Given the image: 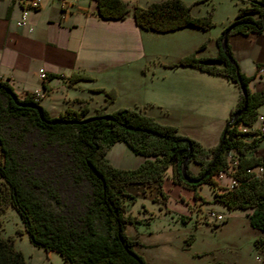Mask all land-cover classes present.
Segmentation results:
<instances>
[{
  "label": "trees",
  "instance_id": "16d2710c",
  "mask_svg": "<svg viewBox=\"0 0 264 264\" xmlns=\"http://www.w3.org/2000/svg\"><path fill=\"white\" fill-rule=\"evenodd\" d=\"M130 7L135 22L143 28L159 31L183 25L207 28L212 23L210 10L193 14L183 0H151L144 5H129L126 0H94V11L103 18L124 17ZM263 11L264 0H250L238 5L234 17L217 36V51L214 55L197 54L196 49L202 45L199 44L173 62L223 74L238 85L239 98L224 123V134L217 150V143L205 147L197 139L178 132L174 124L159 121L139 107L118 106L111 111L96 108L94 113L87 114V105L81 104L77 108L65 107L52 115L39 103L35 91L25 90L18 94L6 79L0 77V93L5 96L3 109L23 116L42 131L69 136L76 161L91 183V197L81 217L82 226L67 228L65 224L57 225L54 223L56 218L47 216L40 201L13 174L8 162V147L0 134V149L3 151L0 160V208L6 203L13 205L29 238L45 249L57 250L64 264H146L143 256L133 247L137 240L124 230L125 223L133 220L125 212L123 201L125 196L132 195L127 185L155 182L159 194L165 195L161 180L167 167L170 168L169 175L173 182L192 189L201 181L214 185L216 181L213 174L226 166L222 150L230 146L237 156L232 170L236 183L231 187L215 189L214 197L228 206L249 207L248 223L253 227L264 228V151L256 152L264 132L248 138L246 130L237 128L240 122L251 123L255 119L256 106L264 102V90L249 88L247 81L254 74H245L240 70L227 38L225 47L220 46L221 35L227 27V34L263 27ZM226 52L233 57V61L228 59ZM86 77L91 76L77 70L66 75L68 82ZM239 83L246 90L245 99ZM43 86L47 87L45 82ZM96 89L101 90V87ZM102 91L108 100L114 95L112 88ZM243 101V108L230 119ZM116 140H123L134 153L142 154L144 158L131 167L113 165L104 153ZM185 155L188 156L185 173L195 177L194 180L185 179L181 173V161ZM190 159L198 164L196 172L187 167ZM254 164L263 167L257 175L247 169ZM193 194H196L194 190ZM255 239L261 240L259 236ZM0 264H28L21 250L1 233ZM219 264H222L220 259Z\"/></svg>",
  "mask_w": 264,
  "mask_h": 264
},
{
  "label": "rangeland",
  "instance_id": "374dc122",
  "mask_svg": "<svg viewBox=\"0 0 264 264\" xmlns=\"http://www.w3.org/2000/svg\"><path fill=\"white\" fill-rule=\"evenodd\" d=\"M183 1L193 14L210 10L212 23L207 28L192 25L189 28L195 31L187 35L173 31L153 33L159 55L148 60V72L140 77L146 81L145 85L136 89L138 92L135 93L139 94L140 99L146 97V100L151 101L157 97L156 92L149 89V78H156L158 71L155 70L151 76L150 70L153 67L160 70L159 64L163 59L171 58L186 45V36L200 38L199 44L202 45L197 48L198 51L203 55H214L217 51V36L234 17L238 5L250 0ZM214 62L218 63L217 60ZM242 63L247 69L251 67L249 58H245ZM158 76H162L161 72ZM59 80L61 84L64 82L62 78ZM73 82L65 81V85L68 87ZM62 89L61 86L57 87L55 92ZM189 93L180 102L182 113L178 107L176 113H168L172 116L169 123L174 124L178 132L197 139L205 147H211L218 142L230 110L239 98V87L224 75L208 71L199 86L191 83ZM89 94L92 96L87 114L94 113L96 108L111 111L117 104L132 107L134 101L128 100L124 92H120L117 97L114 93L110 100L102 91ZM43 95L46 93L43 92ZM4 104L5 96L0 93V134L8 147V162L13 174L40 201L47 216L56 218L54 223L65 224L67 228L81 227V217L91 197V183L76 161L69 136L42 131L23 116L6 112ZM162 105L175 110L174 106L167 103ZM256 109L264 111V102L258 104ZM183 111L188 116H182ZM111 150H115L116 155L123 160L136 156L123 140L115 142L109 152ZM262 151L264 138L256 146V152ZM2 157L3 151L0 149V160ZM187 167L196 172L198 164L190 159ZM169 174L170 168L167 167L163 176L171 179ZM213 178L216 181L214 185L201 181L194 189L185 186L189 188V193L182 192L175 196L171 188L165 191L162 184L165 195L159 194L155 182H141L136 192L125 196V212L133 220L125 223L124 230L137 240L133 247L143 256L146 264H219V257L224 258L222 264H264V228L253 227L248 223L249 207L228 206L216 199L214 190L225 187L228 176ZM211 209L221 212L224 218L211 217ZM0 233L8 236L12 245L21 250L28 264H64L57 250L45 249L29 238L18 211L10 203L0 208ZM256 235L261 240L255 239Z\"/></svg>",
  "mask_w": 264,
  "mask_h": 264
},
{
  "label": "crops",
  "instance_id": "0c3cea01",
  "mask_svg": "<svg viewBox=\"0 0 264 264\" xmlns=\"http://www.w3.org/2000/svg\"><path fill=\"white\" fill-rule=\"evenodd\" d=\"M126 1L131 5H144L151 0ZM23 10V22L17 23ZM191 26L183 25L161 32L187 35L195 31L189 28ZM158 32L140 27L134 20L132 7L124 17L103 18L94 11V0H39L35 7L30 6L27 0H0V77L6 79L18 94L25 90L35 91L39 103L52 115L65 107L88 106L92 96L89 92L112 88L115 97L124 92L128 100H134L131 106L139 107L159 121L171 122L172 116L168 113H176L177 107L182 113L180 102L187 93L190 94L191 83L199 86L208 71L190 64L172 63L200 42L197 36H186V45L171 58L163 59L159 64L160 70L154 67L150 70L151 76L155 70L158 71L156 78H149V89L156 92L157 97L151 101L146 97L140 99L136 89L146 84L140 77L148 72V60L159 55L153 39V33ZM227 42L240 70L254 74L247 81L249 88L264 90V70L256 69L257 62L264 58V26L259 30L230 32ZM195 52L204 54L198 49ZM245 58L251 61L249 69L242 63ZM40 70L45 72L44 77L39 75ZM72 70L89 73L91 77L79 78L67 87L66 75ZM160 72L162 76L159 77ZM59 78L64 80L62 84ZM60 86L63 89L55 92ZM96 87H101V90ZM43 92L46 95L41 96ZM160 103L174 106L175 110ZM120 105L124 104L116 106ZM181 115L188 116L184 111ZM117 141L122 140L114 141L104 154L113 165L131 167L144 158V155L136 153L129 160H123L115 150L109 152ZM137 183L128 184L127 189L136 192L141 187ZM161 184L165 191L171 188L174 196L190 192L189 188L171 182L166 176H163ZM219 259L224 262V258Z\"/></svg>",
  "mask_w": 264,
  "mask_h": 264
},
{
  "label": "built area",
  "instance_id": "2783aa9c",
  "mask_svg": "<svg viewBox=\"0 0 264 264\" xmlns=\"http://www.w3.org/2000/svg\"><path fill=\"white\" fill-rule=\"evenodd\" d=\"M27 3L30 6H37L39 4V0H27ZM24 18V10L22 11L20 17L16 20L17 23H22ZM257 70H264V58L259 62L257 66ZM39 75L41 77L45 76V72L43 70L39 71ZM256 121V123L254 122ZM237 128L240 130H246L248 132V138L253 136L254 134H259L264 132V111H257L255 119L251 123H239ZM222 155L226 160V166L217 170L213 176L221 178L223 175H227L228 179L226 182V186L231 187L236 183V178L234 177L232 170L234 164L237 161L236 152L233 147L227 146L222 150ZM261 164H254L252 166L247 167L253 174L257 175L262 170ZM209 215L215 219L224 218L223 214L219 211H215L213 209L209 210Z\"/></svg>",
  "mask_w": 264,
  "mask_h": 264
},
{
  "label": "water",
  "instance_id": "95a60500",
  "mask_svg": "<svg viewBox=\"0 0 264 264\" xmlns=\"http://www.w3.org/2000/svg\"><path fill=\"white\" fill-rule=\"evenodd\" d=\"M262 17L264 18V11L262 12ZM227 31H228V27L227 28H225V30L223 31V33H222V35H221V38H220V46L221 47H225V44H226V38H227ZM226 55H227V57H228V59L230 60V61H233V57L228 53V52H226ZM238 80H239V78H238ZM240 82V81H239ZM239 86H240V91H241V93H242V95H243V97H244V99L246 98V90H245V88H244V86L241 84V83H239ZM244 104H245V101H243V103H242V105L240 106V107H238L235 111H233V113L231 114V116H230V119L231 118H233L242 108H243V106H244ZM223 134H224V129H222V131H221V134H220V137H219V139H218V142H217V146H216V150L219 148V146H220V143H221V141H222V136H223ZM187 158H188V156L187 155H185L184 157H183V159H182V161H181V166H180V170H181V173H182V175H183V177L185 178V179H187V180H194L195 179V177H190V176H188L186 173H185V163H186V161H187Z\"/></svg>",
  "mask_w": 264,
  "mask_h": 264
}]
</instances>
